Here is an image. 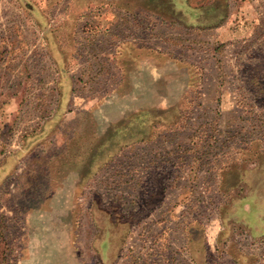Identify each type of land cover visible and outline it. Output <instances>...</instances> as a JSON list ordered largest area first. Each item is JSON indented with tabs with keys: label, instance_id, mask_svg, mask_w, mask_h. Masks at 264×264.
Instances as JSON below:
<instances>
[{
	"label": "rangeland",
	"instance_id": "374dc122",
	"mask_svg": "<svg viewBox=\"0 0 264 264\" xmlns=\"http://www.w3.org/2000/svg\"><path fill=\"white\" fill-rule=\"evenodd\" d=\"M0 112V264H264V0H0Z\"/></svg>",
	"mask_w": 264,
	"mask_h": 264
},
{
	"label": "crops",
	"instance_id": "0c3cea01",
	"mask_svg": "<svg viewBox=\"0 0 264 264\" xmlns=\"http://www.w3.org/2000/svg\"><path fill=\"white\" fill-rule=\"evenodd\" d=\"M69 17H65L64 20H62L61 22H65V21H69ZM67 71V70H66ZM9 116V114L7 115ZM6 115L2 114V112H0V136H4L5 134L7 135H13L14 132H17V131H14V129L12 128V126L10 127H6L4 128V124L2 123V121H4L5 119H7ZM13 115L10 116V120L12 119ZM33 129V128H32ZM33 131V130H32ZM31 131V132H32ZM13 137H19V132H17L15 135H13ZM12 141V140H11ZM1 144V143H0ZM3 146V145H2ZM5 146H8L9 147V150L8 152H11V153H8L9 155H5L4 157L6 158L4 161H0V168L3 167L5 164H7L8 162H11V158L17 154L19 152V150L21 149L19 144H15L13 141L10 143V145H5ZM0 148L1 145H0ZM3 150V149H2ZM1 152V151H0ZM18 161L15 162V164L13 165L14 167H16L18 165Z\"/></svg>",
	"mask_w": 264,
	"mask_h": 264
}]
</instances>
